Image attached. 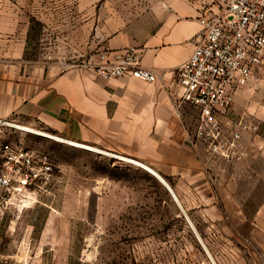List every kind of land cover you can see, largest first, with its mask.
Returning <instances> with one entry per match:
<instances>
[{
	"label": "crops",
	"instance_id": "0c3cea01",
	"mask_svg": "<svg viewBox=\"0 0 264 264\" xmlns=\"http://www.w3.org/2000/svg\"><path fill=\"white\" fill-rule=\"evenodd\" d=\"M146 1L138 5L130 0L124 6L130 13L115 14L106 24L100 17L78 24L61 43L58 61L46 68L28 65L35 62L26 61L21 52L0 54V123L19 121L49 129L148 166L151 169L140 165L171 186L190 222L226 223L218 235L213 229L194 231L200 239H227L220 252L205 242L215 264H264V200L250 212L238 191L241 183L222 181L227 166L218 164L224 159L211 156L196 136L199 112L179 101L177 70L195 50L200 18L219 12L226 0ZM130 46L139 48L141 64L157 75L155 81L130 75L106 78L84 68L63 67L71 57L86 59L101 49ZM253 87L239 89L223 116L228 132L241 119L255 124L240 107L242 96ZM250 133L243 132L244 157H264V137L250 138ZM234 188L236 194L227 199ZM38 249L44 252L45 247ZM8 262L0 252V264Z\"/></svg>",
	"mask_w": 264,
	"mask_h": 264
},
{
	"label": "rangeland",
	"instance_id": "374dc122",
	"mask_svg": "<svg viewBox=\"0 0 264 264\" xmlns=\"http://www.w3.org/2000/svg\"><path fill=\"white\" fill-rule=\"evenodd\" d=\"M129 2L0 0V54L21 52L35 62L28 65L46 68L58 61L69 31L95 17L106 24L115 14L130 13L124 10ZM242 98L240 107L257 125L249 137H264V83ZM18 125L0 123V139L50 153L55 167L49 191L37 203L0 214V252L8 264H215L205 242L220 252L227 239H200L194 231L218 235L226 223L190 222L166 186L135 162L74 145L49 129L35 127L44 135ZM223 161L222 181L241 183L238 191L252 212L264 200V157ZM229 192L231 200L237 190Z\"/></svg>",
	"mask_w": 264,
	"mask_h": 264
},
{
	"label": "built area",
	"instance_id": "2783aa9c",
	"mask_svg": "<svg viewBox=\"0 0 264 264\" xmlns=\"http://www.w3.org/2000/svg\"><path fill=\"white\" fill-rule=\"evenodd\" d=\"M200 23L195 50L177 70L179 101L189 102L199 112L196 136L211 156L241 160L246 154L243 132L256 125L242 119L228 132L223 116L239 89L264 83V0H226L219 12L202 16ZM63 67L84 68L106 78L157 79L142 66L136 46L101 49L86 59L71 57ZM54 167L50 153L0 139V214L37 203L49 191Z\"/></svg>",
	"mask_w": 264,
	"mask_h": 264
},
{
	"label": "bare ground",
	"instance_id": "6f19581e",
	"mask_svg": "<svg viewBox=\"0 0 264 264\" xmlns=\"http://www.w3.org/2000/svg\"><path fill=\"white\" fill-rule=\"evenodd\" d=\"M18 127L19 128H21V129H25V130H28V131H31V132H33V133H38V134H44V135H47V133H45V132H43V131H40V130H37V129H34V128H31V127H28V126H25V125H18ZM60 139H62V138H60ZM62 140H65V141H69V142H71L72 144H74V145H77V146H81V147H85V148H88V149H92V150H99V149H97V148H95V147H91V146H88V145H84V144H81V143H78V142H74V141H71V140H66V139H62ZM117 156H119V155H117ZM119 157H121V158H123V159H126V160H130V161H132V162H135V163H138V162H136V161H134V160H132V159H129V158H127V157H123V156H119ZM139 165H142V166H144V167H146V168H148V169H151V168H149L148 166H146V165H144V164H142V163H138Z\"/></svg>",
	"mask_w": 264,
	"mask_h": 264
},
{
	"label": "water",
	"instance_id": "95a60500",
	"mask_svg": "<svg viewBox=\"0 0 264 264\" xmlns=\"http://www.w3.org/2000/svg\"><path fill=\"white\" fill-rule=\"evenodd\" d=\"M160 179H161V181L168 187V189L170 190V192H171V194L173 195V197L177 200L178 198H177V196H176V194L174 193V191H173V189L171 188V186L162 178V177H160L159 175H157Z\"/></svg>",
	"mask_w": 264,
	"mask_h": 264
}]
</instances>
